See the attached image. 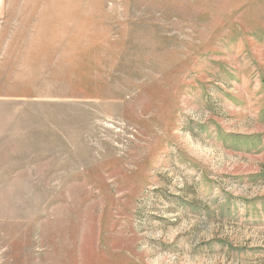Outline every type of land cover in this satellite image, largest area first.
<instances>
[{
	"label": "rangeland",
	"instance_id": "rangeland-1",
	"mask_svg": "<svg viewBox=\"0 0 264 264\" xmlns=\"http://www.w3.org/2000/svg\"><path fill=\"white\" fill-rule=\"evenodd\" d=\"M0 264H264V0H0Z\"/></svg>",
	"mask_w": 264,
	"mask_h": 264
}]
</instances>
